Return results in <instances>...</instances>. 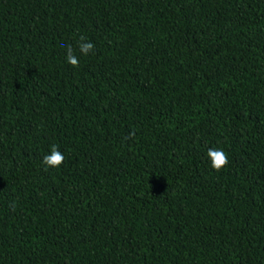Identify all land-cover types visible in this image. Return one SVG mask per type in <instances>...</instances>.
<instances>
[{
    "label": "trees",
    "instance_id": "obj_1",
    "mask_svg": "<svg viewBox=\"0 0 264 264\" xmlns=\"http://www.w3.org/2000/svg\"><path fill=\"white\" fill-rule=\"evenodd\" d=\"M0 264H264V0H0Z\"/></svg>",
    "mask_w": 264,
    "mask_h": 264
},
{
    "label": "clouds",
    "instance_id": "obj_2",
    "mask_svg": "<svg viewBox=\"0 0 264 264\" xmlns=\"http://www.w3.org/2000/svg\"><path fill=\"white\" fill-rule=\"evenodd\" d=\"M86 38L84 36L79 37L78 49L80 54L88 55L93 52L95 45L92 42H85ZM61 47H66V61L73 67L79 66V58L73 51L71 45H61ZM208 159L210 160L211 168L215 171L221 170L228 164V156L222 148L212 147L207 150L206 153ZM65 157L63 153L59 150L57 145H52L50 147L49 154L42 157V164L46 167L57 168L59 167Z\"/></svg>",
    "mask_w": 264,
    "mask_h": 264
}]
</instances>
